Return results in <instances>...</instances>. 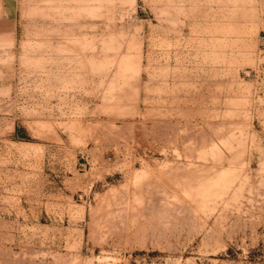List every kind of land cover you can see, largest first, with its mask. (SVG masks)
I'll use <instances>...</instances> for the list:
<instances>
[{"label":"rangeland","instance_id":"obj_1","mask_svg":"<svg viewBox=\"0 0 264 264\" xmlns=\"http://www.w3.org/2000/svg\"><path fill=\"white\" fill-rule=\"evenodd\" d=\"M0 264H264V0H0Z\"/></svg>","mask_w":264,"mask_h":264}]
</instances>
